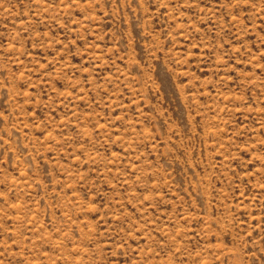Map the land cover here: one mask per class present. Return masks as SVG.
Here are the masks:
<instances>
[{"label": "rangeland", "instance_id": "rangeland-1", "mask_svg": "<svg viewBox=\"0 0 264 264\" xmlns=\"http://www.w3.org/2000/svg\"><path fill=\"white\" fill-rule=\"evenodd\" d=\"M0 264H264V0H0Z\"/></svg>", "mask_w": 264, "mask_h": 264}]
</instances>
